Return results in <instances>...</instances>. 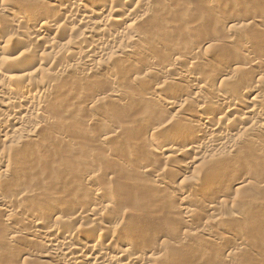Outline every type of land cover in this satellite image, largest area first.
<instances>
[{"label":"bare ground","instance_id":"bare-ground-1","mask_svg":"<svg viewBox=\"0 0 264 264\" xmlns=\"http://www.w3.org/2000/svg\"><path fill=\"white\" fill-rule=\"evenodd\" d=\"M127 1L128 3L132 2L128 5L126 4ZM134 1L0 0V216H2L0 219H3L2 224L4 222L5 228H7L12 220L16 218V212H22L23 205L30 207H23V209L30 210L27 214L28 224L26 225V221H21V224L24 223L23 225L26 226H21V224L10 226L7 230V236L15 244L23 238H31L36 247H42L38 256L42 259L43 264H187L189 261L191 264L194 262L213 264V260L211 261L209 256L207 257L206 252L203 253L205 250H198L199 247L198 249L186 247L188 240H196L205 246L214 247H219L225 243L229 244L234 250L227 251L228 257H235L245 251L242 237H226L227 235H222L218 233V230L213 229L214 226L223 223L221 217L224 213H221L220 207L210 204L212 199L206 198L207 195L203 197V194L206 193L201 189L202 185L200 188V184H197L199 178H201V175L198 179L196 176L199 174H196L199 168L195 170L196 172L193 171L195 173H191V180H196L195 183L197 184V186H194L191 181L192 186L196 189L195 192H191L190 189L193 188L190 187L188 190V186L185 187L187 183L184 185L183 180L178 181L177 186L180 187V194L177 197L179 199L178 205L179 209L185 211H180L177 214L169 211L168 216H173L170 220H167L169 218H162L167 210L162 211V214L159 213L160 215L150 213L151 215L144 216L138 214L139 211L136 213L132 210V212L129 211L130 214L127 213L128 215H120L123 212L120 211V207L124 203L127 204V202L132 201V203H140L141 196L146 197L145 195H149L148 192H153L154 195L155 192L168 195V187L163 182L165 180L163 178L164 173L159 172L157 169H150V165L145 163L140 164V166L138 164L139 167H136L138 170L136 172L142 174L152 172L153 176L156 177L153 184H146L142 179L141 181L138 179V183H141L139 186L135 184V190L123 189L124 191H122L120 189L122 186H126L124 185L126 183L123 184V182L127 179L123 181L119 175L116 177L117 175L113 174L115 176L109 178V181L107 180L106 185H109V187L105 184V187L103 185L101 187L96 179L88 178L80 186L85 194L79 197L83 205L78 204L80 202L78 199V205L72 206V208L74 207L72 214L63 213L65 206L61 205V202L59 204L55 203L50 208L47 207L46 210H42L39 206L40 202L38 201L46 200L48 197H44L41 187L32 186L30 181L38 178L41 180L42 176L45 175L41 167L44 168L42 165L50 162L47 161L50 157L47 159L45 157L48 156L47 153L50 152L51 154L52 146H54L46 145L50 142H48L49 139H44V134L40 135V132L42 133L41 129L50 127H56L57 130L58 128L62 129L69 121L67 117L71 116L72 118L73 116L74 123L77 116L74 111H71L72 109H66L65 120L68 119V121L64 123L65 121H60V117L56 116L58 114L54 112L55 110L48 106V98L58 96L61 92L65 93L66 97L67 94L70 97L73 89L77 88V86L74 88L69 87L70 83L66 82L67 75L70 73L76 75L78 83H88L89 85H93L97 80L95 78L99 79L96 76L102 73L104 79L112 84L111 88L105 93H96V98H91L92 100L90 99L89 102L86 99L87 105L94 106L95 103L106 105L111 102L124 105L129 101L134 103L135 98V100H141L142 105H138L136 103L138 101L134 104H137L138 109H140L139 106L143 107L140 109L142 110L140 111L141 116L136 111L137 109L135 110L142 120L139 124L132 121L134 124L132 123L131 126H142L140 128L143 131L139 130L140 128L138 129L137 126L135 127L139 132L142 131L140 132L142 137L144 134L146 137L160 139L159 144H147L145 149H142L155 152L160 159H164V163L169 168L178 170L182 174H187L194 165H200L204 162H206L204 166L207 168L206 171L209 170L208 168L213 169L215 167L213 159L216 158L218 163L220 159H222V162L224 161V166L220 162L223 167L220 168L221 170L217 171L215 169L220 177L224 174L228 175L227 171L231 169L230 163L236 160L234 156L236 157L237 153L239 159L247 158L249 153L256 156L257 154L254 153L264 154V147L258 144L260 140L258 139L259 141L256 142L254 141L256 138L253 139V137L260 138V136H264V38L261 39L260 33H264V15H249L250 13L247 15L244 10V17L228 18L230 16L229 11L232 10H229L230 7L228 11L226 8L228 6L224 8L225 5L222 7L217 1L210 0V2H206L207 0H205L206 4L210 3L209 6L207 4L209 11L214 15L216 14L219 20L224 21L213 22L210 29H208L211 34L206 31L207 36L201 33L205 37L197 35L200 38L202 37L200 40L193 34L199 31V25L196 26V21L193 19L196 27L193 26V20L189 19V22L191 21V24H193L194 29H191L193 31L181 32L177 39H171L172 41L170 40L171 42L167 43L166 39L163 41L162 39L158 40V38H155L157 35L154 37V33L151 34L156 29L154 27H157L154 21L158 20L159 23L166 25V30L164 28H162L164 31L160 30L165 33L171 27L168 20H163L164 17L171 15V13L174 14V10L177 12L179 9H177V4L182 5V2H178L179 0H136L134 3ZM181 1L184 2V0ZM261 1L264 2L263 0H257V3ZM82 2H85L82 5L83 9L80 8ZM115 2L119 5H115ZM186 2L183 4L184 8L187 7L185 6L187 5ZM153 4L157 5V12L151 11L150 7ZM189 10L192 11V9L188 8L187 10L186 8L185 12H180L183 15L185 14L183 16L185 17L187 13L189 14ZM247 10L249 12V9ZM233 13V16L237 14ZM206 17H203V19H207ZM144 22L148 23L145 25V29L137 26L142 25ZM158 22L156 24H159ZM170 24L172 23L170 22ZM197 27L198 30H196ZM223 30L226 31L225 35L219 36L217 33H220L219 31L223 32ZM164 33L160 35H164ZM257 34H260L261 37L257 38ZM181 41L189 43V45L186 44L189 49L186 47V50L183 49ZM151 46L156 48L158 53H155V50L152 52L149 49ZM141 55L148 62L142 64V69L139 71L135 69V71H132V69L128 71L125 69V71L126 66L122 67L123 69H110L112 63H115L114 66H116L123 63V61L128 62L127 66H131L129 63L132 64V61ZM202 55H207V58L205 56L202 58ZM84 69L86 70L84 71ZM73 79L75 78L73 77ZM76 80L73 81L76 83ZM121 81L137 87L136 93L126 91L125 89L129 88H124L125 84H122L123 87L120 84ZM74 82H71V84H74ZM37 89L39 98L32 94ZM79 91L81 90L78 89L77 93ZM120 107L124 108V106ZM167 110L181 111L185 115L180 116L181 118L174 123H168L167 120H159L161 121L159 122L158 119H161L160 116H162L161 111L165 112ZM64 116H61L63 117L62 120H64ZM80 119H78L79 123L76 121L77 125L84 123L86 128L97 122V119L93 117L85 122H83L84 120L80 121ZM73 123L70 122V124ZM145 124L147 128L144 127ZM67 125L65 129H68ZM77 125L75 127H78ZM51 130L54 131L55 129ZM114 133L115 131L103 133L102 141L99 142L100 146H105L110 138H116ZM55 134L51 135V137L53 136L52 139L60 140L63 142V146L64 143H66V146L69 144L67 143L69 142L68 138ZM40 136L46 141L39 140ZM243 137L249 139L252 137V143L245 146L246 138L242 139ZM38 140L41 143H47L39 145V143L37 144ZM251 140L246 141L250 142ZM242 145L247 147L244 150L248 149L245 150L246 154L242 149ZM54 147L56 148V145ZM240 148L243 150V154H240ZM43 150H48V152L43 155ZM234 153L235 155H233ZM239 154L243 158H240ZM42 155L43 158L39 161L38 158ZM65 158L68 159L66 155ZM250 158H253V156ZM37 160L39 161L38 164ZM62 162H65V160ZM248 162L250 163V159ZM90 164L87 165L91 166V169L94 168ZM31 166H34L33 169L36 167V171ZM129 166L125 164L120 166L121 176L123 172H129ZM204 167L200 169L204 170ZM62 168H58L59 171ZM131 172L133 173L134 170ZM231 172L233 171L231 170ZM202 174L205 175V172ZM209 175H211V170ZM95 176H97L96 173L93 177ZM208 176L204 177L207 178ZM215 176L213 177L216 178L217 176ZM185 177L184 179H186ZM211 177L209 178L212 179ZM241 177H234L232 181L230 180L231 182L229 181L232 187L237 188L236 190H239V188L244 189V185L251 184L249 180L250 183L248 184L247 178ZM130 181L132 182V179ZM135 181L137 183V180ZM171 184L173 183L171 182ZM110 185H114L115 189L112 188L117 190L110 189ZM120 186L121 188L118 189ZM80 187H66L60 194L61 199L80 193ZM131 187L133 188L134 185L129 188ZM262 187L264 189V183ZM224 195L221 194V196ZM203 198L208 199L209 203H205ZM35 199L39 204L32 203ZM225 201L220 203L224 202L223 204L227 205ZM199 203L204 204L205 216L207 220L210 218L209 222H206L207 225H200L196 229L184 230L192 227L191 224L195 222L194 219L198 210L196 211L197 208L194 209V207L197 204L200 205ZM216 203V205H219V201ZM140 206H138V210H140ZM118 209L120 216L116 214ZM65 210H67L66 207ZM55 211L56 213L53 214ZM79 222L83 225L75 227L74 225ZM62 225H70L73 229H62ZM149 244H151L150 247ZM249 252L250 250L244 253L250 254ZM36 255L35 252L27 250L26 252L20 251L18 256L27 261ZM223 263L229 264L228 262Z\"/></svg>","mask_w":264,"mask_h":264},{"label":"rangeland","instance_id":"rangeland-1","mask_svg":"<svg viewBox=\"0 0 264 264\" xmlns=\"http://www.w3.org/2000/svg\"><path fill=\"white\" fill-rule=\"evenodd\" d=\"M186 1H188V2H186ZM208 1L210 2V0H207L206 2H208ZM211 1H217V3H220L222 7H223V5H225L224 8L226 6H228V7H226L227 10L230 7L229 10L230 9H232V10H230V11L228 10V11H229V13H230L229 15L231 17L229 16L228 18L235 19L236 17L237 18H240L239 16H241V17L243 16L244 17L245 16L243 14L244 10H245L244 13H246L247 15H248V13H250L249 15H251V14L252 15H254V14L255 15H261V14L264 15V2H262V1L260 3H257V0H211ZM131 2L132 1H130V3H128V1H127L126 4L130 5ZM135 2H136V0L134 1V3ZM178 2H182V5L180 3H178ZM178 2H177L178 3L177 4V9L178 8L180 9L181 7H183V4H185V2L187 4V5H185L187 7H185V8L183 7L184 10H182L183 9L182 8V9H180V11H182V12L184 11L185 12V9L186 8H187V10H188V8L189 9H192V11L189 10V14L188 13L186 14V16L187 15L188 16L187 17L186 16L183 17L185 14L183 15V13H181L179 11V9H178L177 10L178 13L174 10V12H173L174 14L171 13V15L165 16L166 18L164 17L163 20H166V21L168 20L169 21L168 23H169V25H170L171 28L169 27L170 29L168 28L169 30H167V31L168 32H171L170 34L167 31H165V33L164 32H161L163 30L162 28H164V30L167 29L165 27L166 25L159 23L158 20L157 21H154V24L157 27H154L156 29L151 34L153 35V33H154V35H153L154 37H155V35H157L155 38H158V40L159 39H162V41H163V40L166 39L167 40L166 42L167 43H170L173 39H175V38L177 39L178 38L179 33L185 32V31H189L191 29H194L193 26H195V24H196V26L199 25L198 27L200 28L199 31H197L196 33H198V32H200V33L199 34L193 33V34L196 37H198L199 35H201V33H203L205 36H207L205 34V32L207 31L209 34H211V31L208 30V29H210V26H211V24L213 22H217V21L223 22L224 21V20H222V21L219 20L217 18L216 14L214 15V13L212 14V12L209 11L208 6H209L210 3H207L208 4V6H207L205 0H202V1L201 0H190V1L189 0H184V2L181 1V0H179ZM223 2H226V3H223ZM84 4H85V2H82L80 8L83 9L82 5H84ZM114 4L115 5L116 4L119 5V3H117V2H115ZM179 4L181 5V7H180ZM254 4L256 5V7H255ZM178 5H179V7H178ZM235 5H236V8H235ZM239 5L241 7L243 6L242 7L243 9L242 8H239L240 7ZM156 6L157 5L153 4V6L150 7L151 11L157 12L156 9L158 7H156ZM232 7H234V8H232ZM247 9H249V12H248ZM204 11L207 12V13H205ZM232 11L233 12L235 11L234 13H237L238 16H236L237 14L233 16L232 15V13H233ZM251 12H253V13H251ZM195 13H197V14H195ZM205 15L208 16V17H206ZM199 17L201 18L200 19L201 21L199 20ZM203 17H206L207 19H205V18L203 19ZM233 17H235V18H233ZM175 19H177V20H175ZM189 19H191V21L194 19L196 21V23L194 24V20H193L192 22H193L194 25L191 24L192 22L191 21L189 22ZM197 21H198V23H197ZM157 22L159 24H156ZM170 22L172 24H170ZM186 22H188L190 24H187ZM201 22L204 23V24L207 23L206 25L209 28L206 25H204V24L202 25ZM168 23H166V24H168ZM146 24H148V23L144 22V23H142V25H144L143 27H142L141 24L140 25H137V26H140L141 29L142 28L145 29V25ZM159 25H160V27H159ZM186 25H188V27H186ZM190 25L191 26L193 25V26L191 27ZM182 26H185V27H182ZM179 27H181L182 29L179 28ZM198 27L196 28V30H198ZM157 28H160V29L157 30ZM177 28H179V29H177ZM196 30H194V31H196ZM158 31H160V32H158ZM191 31H193V30H191ZM219 32L220 33H217V34H219V36L225 35V33H226V31H224V30H223V32L222 31H219ZM162 33H164V35H160ZM166 33L169 34V35H167ZM177 33H178V35H177ZM243 33H245V31H243ZM250 33H252V32H250ZM260 33H261V36H262L261 39H263L264 38V33H262V32H260ZM203 34L201 36L202 37H205ZM247 34H248V32H247ZM257 36H258L257 38H260L261 37L260 34L259 35L257 34ZM198 38L201 40L200 37H198ZM186 44L189 45V43L184 42V41L183 42L181 41V46L185 50H186V48L189 49V46L187 47ZM151 47L149 49L152 50V52L155 50L154 52L156 53L157 52V49L154 48V47H152V48ZM159 55H160V53H159ZM203 56H205V58H207V55H202V58H204ZM138 57L139 58H135L134 61H132V64L129 63V65H131V66H127L128 65L127 63L128 62L125 63V61H123V63L117 64L116 66H114L115 63L113 64L111 62L112 64L110 63L111 64L110 69L111 68H113V70H117L119 68L120 69H123L122 67H125L126 66V68H124V70L126 69L128 71V70H131L132 69V71H133L135 69L136 71H139L140 69H142V66H143L142 64L147 63L148 61L146 60V58L144 56L142 57V55L141 56H138ZM135 62L137 63L136 66H135V64H136ZM132 65H134V66H132ZM132 67H134V68H132ZM136 67H137V69H136ZM85 70L86 69H84V71ZM68 75H67V78L68 79H67L66 82L70 83V86H69V84H67V83L66 84L69 87H73V88L75 86H77V88L75 87V89L72 88L73 91L71 89L72 96L70 94V97H68L69 95L67 94V97H66L65 96V93L61 92V94H59L58 96L56 95V96L50 97V98H48L49 100L47 99L48 100V106H50V108H52V109L55 110L54 112H56V114H58V115H56V114L55 115L58 118L60 117L59 118L60 121H65L64 123H66L68 121V119L65 120V117H66V114H67L66 111H65L66 109H68V110L69 109L70 110L72 109L71 111H74L75 113L74 112L73 113L75 115H77V116H76V119H75V122L74 123H73V121H74L73 120V118H74L73 116H72V118H71V116L70 117H67V118H69V121H68V123L65 124V127L62 128V129L61 128H58V127H57L58 130L56 129V127H54V128H51L50 127L48 129L47 128L46 129H43V128L41 129L42 130V133L40 132V135L41 134L42 135L44 134L43 135V137H45L44 139H47V140L49 139L48 142H50L51 144L50 143L48 144L47 142L41 143V141H39V140H41L43 138V137H41L42 135L40 136V139L37 141V144L39 143V145L40 144L45 145V143H47L46 145H51V146L52 145H54V146L56 145V148L54 146H52V149L53 150L51 151V154H50V152L47 153L48 150H45V151L43 150V155H45L46 153L48 155L47 157H45V156L44 157L46 159L48 157H50L47 160V161H50V162L47 163L46 162V159H45V162L46 163L44 162L45 164L42 165L44 168L41 167V169H43L42 171L45 173V175L42 176V178L40 177L41 180H39V178H38V179H36L34 181H30V184L32 186L41 187V191H43L42 193H44V197H48V199L42 200V201L41 200L38 201V202H40L41 205L37 202L36 199L33 200L32 203L33 202H34V204L37 203V204H39L40 208H42V210H46V209L50 208L51 206H53L55 203L56 204H59L61 202L60 204L63 205V206H65L66 209H67V210H65V207H64L63 213L64 214H67V215H70V214L73 213L72 210H73L74 207L72 208V206H74V205L76 206L78 204L79 205H81V204L83 205V203L81 202V199H79V197L82 194H84L83 191H82L83 189L80 186L82 185L81 183H83V181L87 180L88 178H90V179L91 178L96 179V181L98 182V184H100L101 187H102V185L105 187V185L107 183V180L108 181L110 180L109 178H113L115 175H117L116 177H118V175H119V177H121L123 181H125V179H127L126 180L127 182L126 181L123 182V184L126 183V184H124L126 186H122V188H121V186L118 187V189L121 188L120 190H122V191H124L126 189H133V190H135L136 189V185L135 184H137L139 186V184L141 183V182L138 183V179L140 181L142 179V181H144V183H146V184L147 183L153 184V182L156 181V179H155L156 177L153 176L154 174L152 172L146 173V174L145 173L142 174L141 172L140 173L139 172H136V170H137L136 167L138 166V164L140 166V164H144L145 163V164L150 165V169L151 168H153L154 170L157 169L159 172H163L164 173V174L162 173L163 176H164L163 178L165 179V180H163V182L168 187V195L166 193H156V192H155V195H154L153 192H148L147 194H149V195H145L146 197H144V196H141L142 198L139 197V198H141L140 199V203L139 202H135V200H134L135 203H132L133 201L132 202H129V203L127 202V204H125V203H124L125 205L123 204L124 206L121 204L122 207H123V209H122V207H120L122 210L120 208L119 209H120L121 212L122 211L123 212L120 214L119 213V209H118L117 210L118 212H116V214L118 216H120V215L122 216V214H123V216L124 215H128V214H130L129 211H131V210L132 211H135L136 213H138V211H139L138 214H140V215L142 214L144 216H147L150 213L152 215H154V214L155 215L156 214L157 215H160V214H162L161 213L162 211L165 212L167 210V212L165 213L164 216H162V218H166V219L169 218L167 220H170V218L172 219L173 216H168L167 213L169 211H172V212H174L176 214L177 213H180V211H182V212L185 211L184 209H179V205H178L179 204V199H177V197H178V194H180L179 193L180 192L179 191L180 190V187L177 186L178 185V181L181 182L180 180H183L185 182V183L183 182L184 185H186V183H187V185L185 187L188 186L187 187L188 190L190 188H193V189H190L191 192H195L196 189H195L194 186H197V184L198 185L200 184V188H201V185H202V188L201 189L204 190V193H206V194H203V197H205L207 195L206 198H208L209 200L212 199V201H210L211 202L210 204L211 205L214 204V206H218V208L220 207L219 210L221 209V211H222V212L221 211L220 212L221 213H224L223 214V217H221V219L223 220V223H221L218 226H214L215 228H213V229L214 230H218V233H221L222 235H225V236L227 235L226 237H231V236H234V237H236V236L237 237H242L243 238V244H244L243 247L245 248V251H243L242 253H244L246 251L248 252L250 250V252H249L250 254H248V253L245 254L244 253L242 255V253H241V254L237 255L238 257L237 256H235V257L234 256H232V257L229 256L228 257V252L227 251L234 250V248L232 246H230L229 244H226V243L223 244V245H220L219 247H214V246H210V245L209 246H205V245L201 244L199 241H196V240H192V241L191 240L190 241L188 240V242H186L187 243L186 244V247H189V249H196V248L198 249V247H199L198 250H200V249H201V251L202 250H205V251H203V253L206 252L207 257L209 256L210 260L211 261L213 260L212 261L213 264H221V263L224 264L223 262H225V263L228 262L229 264H232V263L233 264H264V189L262 187V185L264 183V156H262V155H264V154H261L260 155L258 153H254V154H257V156H256V155H253V154H250L249 153L248 154L249 157L247 156V158L240 157L241 156L240 154H243L244 148H247V147H244L243 146L244 144H243L242 145L243 148L241 146V148L243 150H241V148L239 149L240 152H241L239 154V157L240 158H243L244 160L243 159H239L237 157L238 156V153H237V156L236 157L234 156V159H236V160H233L230 163L231 169H229L230 171H227L228 172L227 173L228 175H225L224 174L223 176H220V177L218 176L219 174L217 175V173H218L217 171H219V170H221L223 168L222 166H224V163H223L224 161L222 162V159H220L219 160V163H218V159L216 160V158L213 159V161H214L213 165H215V167L213 169L208 168L209 170H207V171H209L208 174H210V170H211V175H209V176H208L207 171H206L207 168L204 167L205 164H206V162H204L203 164L201 163L200 165L196 164L197 168H195L196 166L194 165V167H192L190 169L191 172L188 171L187 174H185V173L182 174L178 170L169 168V166H167L166 163H164L165 162L164 159H162V158L160 159L159 155H157L155 152H153V151H150L149 152V151H145V150L142 149V148L145 149V146L147 144L148 145L149 144H153V145L159 144L160 143V139L155 138V137H154L155 138L154 139V138L149 137V136L146 137L144 134H143V137H142V135H141L142 133H140V132L143 131V129L140 128L142 126H140V127H138L139 125H135V126L133 125V127L131 126V124L133 122H136L137 124H139V122L142 120V118L140 117L141 116L140 111H142V110H140V109H142L143 107L141 108V106H139L140 109H138L136 107L137 104L138 105H140V104L142 105V101L141 100H135L136 99L135 98L134 101L135 102L138 101V102H136L137 104H134L135 102L132 103V101L131 102L129 101V102H127L124 105L123 104H120V103H116L118 106L115 103H112V102L111 103H108L106 105L105 104L104 105L103 104L100 105L101 103H99L100 106L98 105V103L97 104L95 103L94 106L93 105L90 106L89 104L87 105V103L89 101H91L93 98H96V95L97 94H99L100 92L101 93H105L108 89H110L111 86H112V84L110 83V81L108 82L107 79H104L102 73L101 74H98L99 76L98 75L96 76V77H99V79L98 78H95V80L96 79L97 80L93 83V85H91V84L89 85L88 83L81 84L79 82L81 84L80 85L77 82L78 79H77L76 75H73V73H70ZM169 75L171 76L170 73H169ZM73 77L75 79H73ZM69 79L71 80V82H74L76 79L77 80H76V83L74 82V84L73 83L71 84V82H70ZM120 84L121 85L122 84L123 85L125 84L124 85L125 87L123 85L122 86L124 88H129V89H125L126 91L127 90H128V92L129 91H132V92H129V93H134V92L136 93L137 87L132 86V85L128 84L127 82H122ZM130 86H131V88H130ZM78 89L81 90V91L78 92L79 94L77 93ZM75 91H76V93H75ZM137 93H139V92H137ZM263 93H264V90H263ZM32 94L34 96H36V98H39L38 89L36 91H34ZM86 99L88 100V102H87ZM119 105L120 106H124V108L122 107L123 108L122 109ZM89 108H91V109H89ZM57 110L59 111V113H58ZM135 110L137 112H139L138 114L140 116H138V114H136L137 112ZM78 111H79V113H78ZM175 111L167 110V111H165L166 113L163 112V111H161V113H162L161 115L162 116H160L161 119H158V121L159 120H163V121H166L167 120L168 123L169 122L170 123H174L175 121L179 120L183 115H185L184 112L176 111L177 112L176 113ZM134 113H135V115H134ZM60 115L61 116L62 115L63 116L65 115L64 116V120H62L63 117H61ZM163 116H164V118H163ZM92 117L95 118V119H97V122L93 126H91L89 128H86L84 126V123L77 125V123H79V120L78 119H80V121H83L84 120L83 122H85V121H89L90 119H92ZM130 119H132V120H130ZM76 121H77V123H76ZM70 122L73 123L74 125L73 124H70ZM159 122H161V121H159ZM66 125H67V128L68 129H65L66 128ZM76 125L78 127H75ZM68 126H70L71 128L68 127ZM136 126L138 127V129L140 128L139 130H142V131L139 132V130L137 128H135ZM144 127L147 128L146 127V124H145ZM51 129H55V130L53 131ZM148 129H150V128H148ZM60 131H62V133H60ZM112 131H115L114 134L116 135L115 136L116 138H114V137H113L114 139L110 138L106 142V145L105 146H103V147H102V145L100 146V143L99 142L102 141L101 139L103 138L102 137L103 136V133H105V132L106 133L107 132H112ZM53 132H55L57 134H55ZM54 134L55 135H63L64 137H66V139L68 138L67 140H69V142H67V143H69V144L66 146V143H64V146H63V142H61L60 140L57 141L56 139L54 140V138L52 139L53 136L51 137V135H54ZM236 134H238V133H236ZM261 137H263V138H261ZM245 138L244 137L242 138V139H245V142H246L245 143V146L246 145L249 146L252 143L253 139L256 138L254 141L258 142L260 140L258 142V144H260V145H262V147H264V136H260V138L259 137H253V139H252V137L250 139L248 137H245ZM44 139H42V140L43 141H46ZM246 140H251V141L249 142V141H246ZM51 141H54V142H51ZM52 143H54V144H52ZM136 145H137V147L139 146L140 149H139V147L137 149ZM131 146H133V147H131ZM133 148H135V149H133ZM245 150H244V153H245ZM52 152H53V154H52ZM251 153H253V152H251ZM43 155L41 157H39L38 160L39 159L42 160ZM51 155H53V156L51 157ZM65 155H66V157H68V159L65 158ZM233 155H235V153ZM252 156H253V158H250ZM106 157H108V158H106ZM63 158H64L65 162H62V161H64ZM248 158L250 159V163L248 162V160H249ZM59 159H61V160H59ZM38 160H37V164L40 161V160L39 161ZM238 160H241L243 163L241 161H239V162H241V163H239ZM55 162H56V164H55ZM59 162H61L62 164L59 163ZM90 162H91V164H90ZM220 162L223 163V164L221 163L222 166L220 165ZM88 163L90 165L94 166V168L92 167V169H94L95 171L94 170L92 171V169L90 168L91 166L87 165ZM57 164H60V165L59 166H56ZM63 164H65V165H63ZM123 164L130 165L129 168H128L130 173L129 172L128 173H124L123 172V174L121 176V173L122 172H121V169L119 170V168H121L120 166H122ZM217 164H218V166H216ZM243 164H246L248 167L246 165H243ZM61 165L65 166V167H63ZM241 165H243V166L241 167ZM35 166H37V165L35 164ZM199 166L204 167L205 168L204 169L205 171L204 170H201L202 168L199 167ZM31 167L33 169L34 166H31ZM60 167L61 168L63 167L61 169L62 171L60 170L61 172L59 171ZM109 167H111V168H109ZM130 168H132V169H130ZM35 169H36V167L33 170H35ZM196 169H198L197 172L195 171ZM241 169H242V171H241ZM130 170L131 171L134 170V172L132 173ZM213 170H215L216 172L213 171ZM231 170L233 172H231ZM42 171L40 170V172H42ZM171 171H173V172H171ZM193 171H195L196 174L199 173L198 175H196L197 176V179L201 175L200 176L201 178H199L197 184L195 183L196 180L195 181L194 180H191V175L193 173H195ZM111 172H113V173H111ZM117 172H118V174H117ZM204 172H205V175L202 174ZM213 172H214V174H213ZM95 173L97 174V176L93 177L95 175ZM134 173H136V174H134ZM113 174H115V175H113ZM186 175H187V177H185ZM204 176H208V177L206 178ZM213 176H215L216 178H214ZM226 176L228 177L229 180L227 179ZM230 176H231V178H230ZM241 176L247 178L246 180H247L248 184L250 182H251V184L244 185L246 187L245 188L243 186L244 189L239 188V190H236L237 188L232 187L231 184H230V182L234 179V177L235 178H240ZM180 177H181V179H180ZM184 177L186 179H184ZM209 177H211L212 179H210ZM222 178H224V179H222ZM28 179H27V181H29ZM131 179H132V182L130 181ZM135 180H137V183H135L136 182ZM204 180H205V182H204ZM207 180H209V181H207ZM174 181H175V183H174ZM191 181L194 183V186H192L193 183ZM171 182L173 184H171ZM131 184L134 185L133 188L132 187L129 188L130 186H132ZM151 184H149V185H151ZM63 186H64V188H63ZM68 186H74V187H77L78 186V187H80V189H81V190H79L80 193H78V194L76 193L74 196H71L69 198L62 197L63 199H61V197H60L61 192H63V189H65ZM106 186L109 187V185H106ZM112 187L115 189V186L114 185L111 186L110 189L114 190ZM203 187H205V188H203ZM116 190H114V191H116ZM192 190H194V191H192ZM237 191H238V193H237ZM176 192H177V194H176ZM220 193L222 195H224V194L225 195L224 196H221ZM58 196H59V198H58ZM170 196H171V198H170ZM55 197H56V199H55ZM219 197L222 198V199H220ZM206 198H203L204 202L205 203H209V200L206 199ZM78 199L80 200V202H79ZM138 199H137V201H139ZM225 199H226V201H225ZM231 199H232V201H231ZM221 200L222 201H225V203H227V205L226 204H223L224 202L221 204L220 203V202H222ZM256 200H258L259 202L256 201ZM218 201H219V203H218L219 205H216L217 204L216 202H218ZM227 201L229 202V204H228ZM233 201H235L236 204H235V202L233 203ZM77 202H79V203L77 204ZM231 202H232V204H230ZM253 202H256V203H253ZM138 203H139V205H141L139 207L140 210H138V206H139ZM132 204H135V205H132ZM21 205H23V204H21ZM203 205H201V204L200 205H198V204L195 205L194 209L197 208L196 211L198 210L197 215H196V218L194 219L195 222L191 224L192 227L185 228L184 230H191L192 228L196 229L200 225L201 226L207 225L206 222H209V219L210 218H208V220H207V217L205 216V207ZM24 206H25V208H27V207L30 208L29 206L23 205V207ZM125 206H127V207L124 208ZM135 206H136V209H135ZM23 207H22V212H18V211L16 212V218L12 220V222L10 223L9 226H7V228H5L4 222L2 224L3 219L2 220L0 219L1 220V222H0V241H1L0 242V253H1V255H0V264H43L42 263V259L38 256V254L42 250V247H40V246L39 247H36L34 245V242L32 241L31 238H27V237L26 238H23V239L20 240V242H18L17 244H15L7 236V230H8V228L10 226H14V225H17V224H21L22 223L21 221H26V225L28 224V215L27 214L29 213L30 210L29 209H25V208H24L25 209L24 210ZM203 207H204V210H203ZM37 208H34V209H37ZM124 212H125V214H124ZM55 213H56V211L53 214H55ZM225 215H226V218H225ZM0 217L2 218V216H0ZM232 217H234V218H232ZM205 220H207V221H205ZM210 222H211V220H210ZM1 224L3 225V228H2V225ZM23 224H21V226ZM26 225H23V226H26ZM81 225H83V224L79 222V223H77L74 226L75 227H81ZM195 225H196V227H195ZM210 225H211V223H210ZM27 227H29V226H27ZM61 227H62V229L64 228L65 230L73 229V227L71 228L70 225H62ZM188 243H189V246H188ZM191 244H192V246H191ZM150 246H151V244H149V247ZM149 249H151V248H149ZM27 250H30L33 253L35 252V254H37L34 258H32L33 260L32 259L31 260L28 259L27 261H25V260H23L22 258H20L18 256L20 251H25L26 252ZM252 252H253V255H252ZM254 252L257 255V256L255 255L256 257L254 256ZM249 255H251V256H249ZM252 256H254V257H252ZM189 263H190V261H189ZM189 263H187V264H189ZM195 264H201V263L196 262Z\"/></svg>","mask_w":264,"mask_h":264}]
</instances>
